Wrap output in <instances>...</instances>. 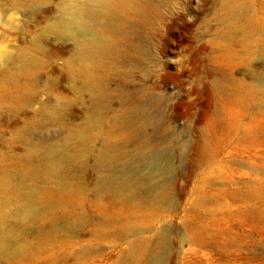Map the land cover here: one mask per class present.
I'll use <instances>...</instances> for the list:
<instances>
[{"label": "rangeland", "instance_id": "1", "mask_svg": "<svg viewBox=\"0 0 264 264\" xmlns=\"http://www.w3.org/2000/svg\"><path fill=\"white\" fill-rule=\"evenodd\" d=\"M60 1L0 0V156L21 153L24 136L59 150L53 147H60L65 128L45 121L35 126L33 118L55 95L72 105L73 116L67 111L71 124L83 121V103L76 101L65 74L71 39L44 32L59 19ZM239 2L236 19L226 16L220 0H166L159 7L128 11L122 25L137 32L119 41L120 58L109 62L100 78L109 91L145 85L157 100L149 109L153 123H135L139 130L129 129V138L121 140L113 124L100 121L95 152L102 146L108 153L123 152L100 165L85 155L82 164L72 167L68 183L81 188L69 193L66 210L72 215L66 218L72 221L65 227L66 219L56 213L54 222L31 223L34 229L27 224L30 233L37 235L43 225L53 228L51 239L58 237L26 264H116L123 259L128 243L119 228L113 234L94 225L113 212L135 214L140 205L92 193L102 176L116 188L133 190L172 182L170 207L152 219L155 229L136 226L130 232L152 240L165 234L155 250L159 264H264V0ZM138 44L143 51L133 48ZM28 50L42 51L44 61L31 75L15 74L18 55ZM25 226L13 228L19 245L25 244ZM34 234L27 239L35 244ZM4 259L0 255V264L7 263Z\"/></svg>", "mask_w": 264, "mask_h": 264}, {"label": "bare ground", "instance_id": "2", "mask_svg": "<svg viewBox=\"0 0 264 264\" xmlns=\"http://www.w3.org/2000/svg\"><path fill=\"white\" fill-rule=\"evenodd\" d=\"M61 1L62 3H59L61 7H59L61 9V15H58L59 19L57 22H55V19V23H47L48 25L44 32H53L71 39L72 48L70 57L65 64V74L72 82L71 88L78 94L76 101L81 100L80 102L83 103V121L77 125L71 124V119L67 120V111H69L70 116H73L72 105L63 95H55L53 96V101H47L40 106L38 114L33 118L35 119V126L45 121V123H57L65 128L60 147H53L59 148V150H52L47 148V146H43L39 141L27 139V136H24V138L20 137L23 144L21 153L2 154L3 156H0V255L5 258L4 260L8 264L33 262V257L39 253L40 248L44 249L43 246L48 245L50 240L58 237L54 235L51 239L54 233L51 232L53 228L50 227L52 229L49 230L45 226L47 227L45 229L43 225V227H38L37 235L34 232L30 233L31 228L28 225H31V223L39 224L46 220L54 222L56 213L62 214L61 218L66 219V221L64 220L65 227L71 223L72 219H67L66 217L71 216L72 213L66 208L70 204L71 196L77 191V188L78 190L81 189L68 183L70 181L68 176L72 174L71 169L74 165L82 164L85 155H93L94 163L100 165L103 162L114 160L115 156L121 155L120 153L123 152L121 151L117 154L111 152L112 155L106 152L103 146L104 150H102L101 146V149L98 146L99 150L95 152L93 141L103 131V127L102 130L100 129L101 120H107V122L113 124L114 131L121 140H126L130 134L129 129L134 128L136 126L135 123L142 124V126L146 123L150 125L153 123L151 121L153 117L149 109L156 105L157 100L153 96H148L149 89L145 85L137 88L116 87L114 91H109L103 84L100 73L105 67L110 66L108 65L109 62L120 58L121 54L119 53H122V50L118 53L117 46L119 41H122L121 39L128 40L133 33L137 32V29H126L122 25L123 19L128 15V11L140 12L142 8L146 9L147 6L153 4H158L156 7H159L160 3H164L166 0ZM220 2L226 16L236 19L240 12L239 0H220ZM229 28L230 26L226 30ZM83 29H88L90 33L84 34L80 32ZM36 39L38 40V38ZM37 40L36 42L38 43L39 40ZM36 42L34 41L35 45L37 44ZM35 45L32 46L36 47ZM133 48L143 51L142 44L133 46ZM38 49L35 50L40 51ZM34 53L28 50V52L23 51L18 55V65L15 69V74L31 75L41 65L44 61L41 56L43 52L41 51V54ZM14 76V74L9 75L8 80L13 81ZM137 146L142 147V143L139 142ZM110 182L108 183L107 178L100 177L91 188L92 193L98 197L105 194L123 200H133L140 205V210L135 214L113 215V212L112 215L104 216L94 225L99 230H108L112 231V233L119 228V232H122L124 240L127 241L128 247L124 250V255L122 254L123 259L121 261L116 260L117 263L116 261L115 263L159 264L160 256L155 253V250L165 239V234L162 233L159 237L157 236V239L152 240L150 237L143 236L142 232L131 234V231L132 227L136 226H140V228H142L141 226L146 227L143 229L146 232H152L155 229L152 223L155 220L152 219H155L157 212L164 206L170 207L167 201V194L172 182L170 180L160 182L144 190H133L130 186L116 188ZM51 183L54 185H56L55 183H61L62 185H58L59 187L56 185L58 189H56L57 187L54 189L49 186ZM69 193L72 195L70 196ZM76 219L75 221H77ZM20 226H25L26 228L22 236L24 245L17 243L18 237H12L13 228L17 229ZM31 226L33 227L34 225ZM93 229L95 230L96 228ZM94 230L92 233L95 232ZM32 233L36 236L35 244L27 239ZM102 234L100 233V235ZM102 237L104 236L102 235ZM10 238H14V241L8 242ZM115 238L117 239L118 237L116 236ZM121 239L123 240V238ZM140 259H143L144 262L141 263Z\"/></svg>", "mask_w": 264, "mask_h": 264}]
</instances>
